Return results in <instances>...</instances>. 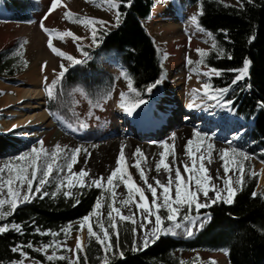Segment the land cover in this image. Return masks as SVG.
Wrapping results in <instances>:
<instances>
[{"label":"trees","instance_id":"16d2710c","mask_svg":"<svg viewBox=\"0 0 264 264\" xmlns=\"http://www.w3.org/2000/svg\"><path fill=\"white\" fill-rule=\"evenodd\" d=\"M156 1L131 0V5L125 6L126 0H122L118 5L121 17L119 25L103 28L100 31L101 44L93 48L83 47L88 53L87 58H81L84 63L69 66L60 80L53 79L56 80L52 88L53 97H49L47 91L45 93L44 106L47 112L79 129L84 120L77 107L79 99L88 104L89 112L99 108L95 107L96 103L102 105L108 100L110 96H106L107 92L110 91L111 95L114 92L115 77L102 65V61L107 59L116 60L131 75L133 86L140 93L141 99L148 101L155 98L160 92V83L151 91L145 89L149 83L161 79L164 69L157 46L146 29L145 20L150 17ZM183 1L197 9L202 6L203 14L198 16L199 25L204 31H210L212 39L225 49L224 54L219 57L215 49H210L208 55L202 58L205 66L222 70V75L210 76L208 83L215 88L231 85L236 73L229 70L240 67L245 56L251 61L249 75L233 85L224 93V97L233 100L231 107L235 109V116L243 122H249V126L240 129L239 145L264 164V108L257 106L258 101H264V0L245 3L242 9L238 0L236 3L224 0L223 3L220 0ZM33 7L31 0H0V8L10 12L11 18L16 20H28ZM224 29L228 30V40L224 39ZM249 35L254 36L252 41L247 39ZM229 53L232 55L231 59L228 58ZM23 68L24 64L20 66L18 55L10 54L9 50L0 52V79L14 77ZM249 84L251 87H247ZM22 141V138L12 132H0V155L16 149ZM255 186L256 176L245 174L243 187L237 192L234 202H219L207 208L211 219L191 239L161 235L148 247L132 251L133 225L131 222L121 223L118 226L119 244L124 255L113 256L110 253V264H181L182 260L177 253L196 249L221 251L228 264H264V198L259 195L251 196ZM73 191L74 196L69 198H65L62 193L56 198L34 197L18 206L12 215L0 222L15 221L24 225L23 233L11 229L0 233V264H10L12 260L23 258L20 252L11 250L18 243L29 253L28 257L42 264H68L67 260L48 262L45 253L34 249L54 239L64 240L70 232L76 231L78 226L75 222L92 209L96 197L103 192L95 186L76 188ZM103 219L107 226V210ZM33 221L41 230L51 229L57 236L36 233ZM69 222L73 228L65 237L61 229ZM95 222L93 219L94 225ZM29 240L33 242V248L27 246ZM112 240L113 243L116 242L115 235ZM84 245L87 264H102L104 252L95 238L89 242L87 231ZM80 264H84V253H80Z\"/></svg>","mask_w":264,"mask_h":264},{"label":"rangeland","instance_id":"374dc122","mask_svg":"<svg viewBox=\"0 0 264 264\" xmlns=\"http://www.w3.org/2000/svg\"><path fill=\"white\" fill-rule=\"evenodd\" d=\"M33 2V10L29 13V19L16 20L11 18L10 12H7L3 8H0V52L10 51V54L19 56L20 66L24 64V68L14 77H8L0 79V91L1 97H4L8 92L9 94H15L18 87L23 84L19 81L20 76L25 73L30 67L38 64L41 71L42 78V90L45 99V93L48 85L57 77L60 73V66L63 63L66 68L71 66V63L66 59L54 54L48 47L47 41L49 33H46L41 28V19L43 18L44 26L49 29H56L62 33L65 30H71L78 37H83L82 41H74L71 36H64L63 39L59 38L57 33H52L53 46L60 48L61 50L71 54L77 58H83L80 51L77 49V44H82L83 47L93 48L91 46L92 37L91 30L93 25L86 23H80L83 18H96L105 22L104 28H111L115 25L116 10L112 9L104 0H62L52 12H48V8L51 6V0H31ZM231 3H236L237 0H224ZM183 0H157L155 6L150 14V17L145 20V26L148 33L152 36L155 45L162 58V65L164 73L160 79V92L154 99L145 101L134 109L131 115L137 120H144L147 129H141L142 134L137 133L134 129H128V125L122 123V116L124 113L117 103L119 100V93L121 91L128 92L127 82L120 75L123 70L121 66L114 59H107L102 61L103 67L111 72L115 77L114 92L108 98V100L94 111L87 112L89 106L84 103L82 99H79L77 103L78 110L83 117L84 127L79 126V129L67 125L58 116L48 114V123L44 122L39 125H26L18 128L9 129V121L13 118L10 115L5 114V110L11 108H0V132H12L14 135L23 139L22 143L14 150L0 155V165H5L12 162V158L17 156L20 152L28 151L32 145L37 144V141L43 138L44 147L51 152L56 144L61 147L65 145L68 149L76 148L79 146L81 151L78 153L77 162L73 165V171L78 172L81 168L88 171V177H85L89 183L94 177L103 175L106 180L108 174H110L112 168L116 166V158L121 151V145L123 144V152L126 158V166L129 173L133 176L134 181L141 187H146L144 182L140 179L139 172L136 169L135 161L139 160L141 167L143 168L146 177L150 183L155 184L152 179H157L167 183L168 174L161 169L157 171L156 163L160 158V153L164 151V147L159 141H166L169 144L174 145V153L176 163H173V152L169 150L166 153L165 162L170 164L172 170V176L175 175V168L179 166L182 174L183 164L191 163L184 149V145L189 138L192 137L193 128H197L201 132L208 133L210 139H208L202 147H199L196 157L197 166L203 163L206 169V174L212 177L211 183L217 184L219 187H223L222 179H217V175L224 176L223 161L221 159L222 149L230 147H238L241 150L247 152L243 147L239 145L238 139L240 129L244 126L247 127V123H243L240 118H237L234 111L223 106L222 101L219 103L209 98L201 90V86L204 83H208L207 80L210 76L204 75V70L207 68L203 63H197L202 57L197 53V48L205 50L212 49V37L207 35L208 32L199 30L190 20L189 17L197 12L195 6H189L183 3ZM71 12L73 16L71 18L65 16V12ZM47 16L45 17V14ZM96 27H99L96 25ZM191 37V40H189ZM84 51V50H83ZM191 60V64L188 63ZM47 62L46 66L41 68L43 62ZM212 76V75H211ZM199 77V78H198ZM182 78H188L189 83L184 84L177 88L181 91V87H184L182 91L188 95V99H184V102L195 103L200 109V114L195 115L192 120H186L182 117V106L174 109L175 115H165L166 121L159 123L157 127L155 124L150 128L151 118H148V114L142 115L144 105L155 101L158 96L164 91L163 84L165 81L173 83L174 79L181 81ZM60 80V79H59ZM18 86V87H17ZM16 87V88H15ZM178 90V92H179ZM194 90L195 95L193 94ZM187 98V97H186ZM232 109V107H231ZM47 112V111H46ZM87 112V116L85 115ZM122 115V116H121ZM142 115V116H140ZM140 116V117H139ZM151 116V115H150ZM153 116V115H152ZM9 122V123H8ZM50 124V127L48 126ZM173 133L175 136L173 137ZM214 145L212 149L205 150L207 144ZM139 147L141 154L133 155L135 149ZM249 154V152H247ZM203 155L204 159L200 160V156ZM245 174L250 177L251 173H256V186L254 188L258 193H264V186L259 184L260 176L264 172V164L258 160L254 155L248 156L245 160ZM59 173V169L56 170ZM65 174L67 170L65 169ZM229 175L232 180L235 181L239 176V172H233L230 169ZM53 183L46 186V191L54 189L55 177H53ZM118 186L115 188L117 194V206L121 207V211L126 215L136 214L137 223H139L140 216L136 212L135 203H130L127 207L120 205L118 202L120 199L126 197L127 191L123 186V183L117 181ZM239 187V186H237ZM103 192L106 189H102ZM62 193V192H61ZM6 195V190L5 193ZM110 195V194H109ZM147 198L151 200V193L146 192ZM210 196H214V193H209ZM203 201V195L199 197ZM102 208L103 218L106 216V203ZM209 208V207H208ZM7 210V208H6ZM207 208L200 209V213H208ZM187 209H183V212ZM182 212V214H183ZM182 214L178 216V222L182 221ZM191 214L195 216L196 210L193 208ZM209 214V213H208ZM4 219L0 218V222ZM187 223V222H185ZM198 223V222H197ZM78 226V221L75 222ZM205 224L203 225V227ZM196 230L191 235L185 233L183 228H177L175 234L165 233L162 235H169L172 237L191 239L196 236L203 227H196L192 225ZM87 227L80 230L79 236L81 243L85 244V234ZM142 233L137 232V239ZM77 231L70 232L68 237L61 240V243H65L68 248H75ZM49 254L52 249L46 250ZM63 255L71 256L72 253L67 249L60 250ZM178 256L184 263L197 264H210L209 258L215 261V264H228L227 258L221 251H210L207 249L196 250H182L179 251ZM24 264H35L37 260L30 257H23ZM42 264V263H40Z\"/></svg>","mask_w":264,"mask_h":264},{"label":"snow or ice","instance_id":"6c2138e0","mask_svg":"<svg viewBox=\"0 0 264 264\" xmlns=\"http://www.w3.org/2000/svg\"><path fill=\"white\" fill-rule=\"evenodd\" d=\"M112 9L116 10L115 15V25L120 23V12L118 5L122 0H104ZM223 3V0H220ZM59 3H62V0H51V6L48 8V12H52ZM239 7L242 9L245 7V3L251 4L253 0H238ZM131 0H126L125 6H130ZM203 14L202 6H198L197 12L189 17V20L201 31L203 29L198 23V16ZM47 13L45 14V17ZM65 16L71 18L73 14L66 11ZM80 23H86L93 25L91 30L92 42L91 46L95 47L101 44L100 31L103 30L105 22L102 20H97L96 18H83L80 20ZM98 25L99 27H96ZM41 28L49 33V38L47 41L48 47L51 51L62 57L66 58L71 65L82 64L84 59H80L72 56L71 54L61 50L60 48L53 46L52 33H57L59 38L63 39L64 36H71L74 41H82L83 37H78L71 30H65L60 33L56 29H49L44 26L43 18L41 19ZM224 39L228 40V30L224 29ZM209 37H212L213 34L209 31L207 33ZM249 41L254 39V36L249 35L247 37ZM191 40V37H189ZM78 51L81 52L84 58L88 57V53L83 51V45L77 44ZM212 49L217 51V56H222L225 52V49L219 47L215 39L212 40ZM197 53L203 58L208 55L210 50H205L202 48L196 49ZM228 58L231 59V53L228 54ZM46 61L43 62L41 68L46 66ZM188 63H192L191 60H188ZM197 63H203V59L197 61ZM251 61L245 56L242 60V65L235 69H230L236 73L231 81V85L227 87L215 88L210 83H204L201 86V90L205 95H208L210 99L217 101L218 103L222 101L223 106L231 109L233 100H229L224 97V93L228 92L229 89L236 85L238 82L243 81L249 75V65ZM67 70L66 66L61 63L60 73L57 75L56 80L62 78L63 74ZM120 75L126 80L128 92L121 91L119 93V100L117 101L119 107L123 109L124 112L131 115L139 105L143 104L145 101L140 98V93L137 92L136 88L133 86V78L126 70H122ZM205 76H220L222 75V70L217 69L212 66H208L204 70ZM199 78V77H198ZM56 80L49 84L47 87V95L53 97V85L56 83ZM160 83V80H156L155 83H149L146 87V91H151L157 84ZM251 87V85H247ZM194 90L193 94L195 95ZM106 96H111V92H107ZM106 98V97H105ZM189 108L196 107L191 101L187 105ZM257 106L264 108V101H258ZM95 107H101L100 103H96ZM91 115V113H88ZM81 127H84V123L81 122ZM16 125H13L12 128H16ZM175 134L173 133V137ZM210 139L208 133L201 132L197 128H193L192 137L187 140L184 145L186 155L191 158V163H185L180 161V164H183V173L187 174L186 178L181 172V168L177 166L175 168V175L172 176V170L170 164L165 162L166 153L169 150L173 152V163H176L174 145L167 143L166 141H159L163 145L164 151L159 155L160 158L156 163V169L159 171L161 166L163 170L168 174L167 183L153 177L155 184L150 183L148 178L145 175L141 163L139 160L135 161V167L139 172L140 179L144 182L146 187H141L134 181L133 176L129 173L128 167L126 166V158L123 152V144L121 145V151L116 158V166L112 168L110 174L107 175L106 180L103 175L99 177H94L91 179V183L85 179L88 177L89 173L86 169L81 168L78 172L73 171V165L77 162L78 153L81 151V148L77 146L76 148L68 149V146L61 147L59 144H56L53 147V150L49 152L44 147L43 138L37 141V144L32 145L28 151L20 152L17 156L12 158V162H9L5 165H0V218L6 219L14 213L18 206L22 205L25 202L31 201L34 197L40 196L41 198L45 196H51L56 198L59 193L62 192V195L65 198L74 196V189H84L95 186L98 189H106L105 192H102L101 195L97 196L92 209L86 213L84 216L78 218V227L76 228V245L75 248H68L65 243H61L58 240H53L50 243H42L40 247H36L34 250L36 252L45 253L46 260L48 262H55L58 260H67L68 264H80V253H84V264H87V253L86 246L81 243V238L79 236L80 230L87 227V232L89 236V242L92 238H95L96 242L100 245L101 249L104 252V258L102 264H110L108 259L109 254L113 256L119 254L123 257V249L119 244V230L118 226L123 222H131L133 225L131 231L133 234L132 240V251H137L141 248H146L150 244H153L157 241L162 234L172 233L175 234L177 228H183L185 233L191 235L196 229V227H203V225L211 219L210 214L200 213V209L208 208L212 204L223 202L224 204H232L234 202V197L237 192L242 189L244 178H245V160L248 158L249 154L238 147H230L222 149L221 159L223 161L224 176L220 177L217 175V179H222L223 187H219L215 183H211L212 177L206 174V169L203 163H200L197 166L196 157L198 154L199 147H202L205 142ZM213 144L208 143L207 148L212 149ZM264 151V150H262ZM141 154V149L137 147L134 156ZM203 155L200 156V160H203ZM59 169V173H57ZM65 169L67 174H65ZM230 169L233 172L238 171L239 176L235 181L232 180L229 175ZM252 176H255L256 173L252 172ZM53 177H55L54 189L46 191L45 188L47 185L52 184ZM117 181L123 183L124 188L127 191L126 197L119 200V204L127 207L130 203H135L136 212L139 213L140 220L137 223L136 214L126 215L121 211V207L117 206L116 192L115 188L118 186ZM239 186V187H237ZM6 190V195L4 194ZM210 190L214 193V196H210ZM146 192L151 193V200L149 201L146 195ZM110 194V195H109ZM203 195V201L199 198ZM261 196L264 198V193H258L253 190L251 192L252 197ZM76 203H79V200H76ZM107 205V226L105 225L103 219L102 208L104 204ZM75 206V205H73ZM7 208V210H6ZM196 210V215L191 214L192 209ZM187 209L182 214V210ZM182 214V221L178 222V216ZM95 219V225L93 223ZM187 222V223H185ZM198 222V223H197ZM34 225V231L41 235L49 234L53 237L57 236L56 232H53L51 229H43L35 226V221L32 222ZM73 225L69 222L64 226L61 231L64 233L65 237L72 230ZM15 230L18 233L24 232L23 223H17L15 221L11 223H0V233H5L9 230ZM142 233L137 239V232ZM116 236V242L113 243L112 237ZM27 246L33 248V242L28 241ZM52 249L49 254L46 250ZM61 249H67L72 253V255L65 256L60 251ZM13 252H20L21 257H28L29 253L23 250L21 244H16L11 248ZM227 252V249H222ZM210 264H215V261L212 258H209ZM10 264H24L23 259L12 260ZM35 264H40L39 261H36ZM181 264H184L181 261ZM195 264V261H193Z\"/></svg>","mask_w":264,"mask_h":264},{"label":"bare ground","instance_id":"6f19581e","mask_svg":"<svg viewBox=\"0 0 264 264\" xmlns=\"http://www.w3.org/2000/svg\"><path fill=\"white\" fill-rule=\"evenodd\" d=\"M20 77L19 81L23 85L21 87L17 86L18 89L15 94H9L7 92L4 97L0 98L1 109L11 108L4 111L6 115L13 117L9 121L10 123L8 122L9 129H12L13 125H16V128H18L26 125H39L40 123L44 124V122L48 123L49 113L46 112L47 110L44 106L43 84L38 64L30 67ZM173 83L174 84L165 81L163 84L164 91L158 98L144 105L143 110L145 111L142 115L148 114L149 119L154 118L151 119L150 128H152L153 124L158 127L160 125L159 123L166 121L164 120L166 119L165 115H175L176 111H174V109L179 106L183 108L182 117L184 119H190V115L197 116L200 114V109L197 104L194 103L196 107L189 108L187 102L183 103L184 99H188V95L185 94L186 92L184 93L182 91L184 87H181V91L178 89L179 92L177 90L180 86L186 83L188 84L189 79L182 78L181 81L174 79ZM124 113L123 116L121 115L122 120H124V125L127 124L130 128L134 127L135 131L138 128L147 129L148 125L146 126V124L148 123H145L144 120H137L134 116H127L128 114H126V112ZM48 126L50 127V124ZM141 129L138 130L137 133L140 132ZM259 184L264 186V172L260 176Z\"/></svg>","mask_w":264,"mask_h":264}]
</instances>
